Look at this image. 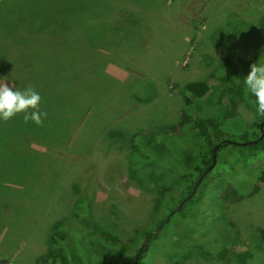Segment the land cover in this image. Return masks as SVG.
Wrapping results in <instances>:
<instances>
[{"label": "rangeland", "instance_id": "1", "mask_svg": "<svg viewBox=\"0 0 264 264\" xmlns=\"http://www.w3.org/2000/svg\"><path fill=\"white\" fill-rule=\"evenodd\" d=\"M229 23H245L247 33L222 34ZM263 23L264 0H0V44L16 52L0 84L15 88L13 77L34 89L19 51L43 42L61 50L54 53L63 68L54 86L64 97L56 120L0 121V264H36L59 221L77 253L74 264H133L151 231L140 264H238L244 251L254 255L250 264H264V187L229 206L220 198L228 182L251 189L264 153L237 163L234 149L225 148L197 201L169 215L189 184L181 176L208 146L193 128L184 140L138 154L131 140L176 125L183 109L220 123L217 97L195 98L185 86L206 80L229 57L245 95L243 77L264 61ZM237 104L238 119L223 128L253 130V105L242 98ZM107 233L130 243L114 244Z\"/></svg>", "mask_w": 264, "mask_h": 264}, {"label": "trees", "instance_id": "2", "mask_svg": "<svg viewBox=\"0 0 264 264\" xmlns=\"http://www.w3.org/2000/svg\"><path fill=\"white\" fill-rule=\"evenodd\" d=\"M232 21H237L235 19H231ZM245 23H229L222 30V34L229 33L239 38H242L245 33H247V26ZM264 28V23H263ZM32 42L25 43L26 50L19 51L25 52V58H20L22 61L20 69L31 76V79L36 80L34 90L39 93L41 96L40 103V111L46 113V117H42V122L49 120H56V115H53L56 111L62 110V104L64 97L62 96V92L55 88L54 85H58L60 83L61 77L57 75V68L63 71L62 66L59 61L55 57H59V55H54L55 52H60V48L56 45H46L42 42L35 44L33 47ZM4 43L0 44V56L3 55V59L0 58V70H3L0 75L7 74L10 72V65L8 64L9 58L12 57L15 51L11 52L9 49L7 52L4 51L6 49L4 47ZM33 47V48H32ZM19 49H16L18 52ZM32 55V56H30ZM108 57V56H107ZM102 55V64L105 65V61L107 60ZM11 60V59H10ZM12 59L11 61H13ZM231 58L223 59L218 69L215 73L209 75V77L204 81H195L190 82L185 86V90L190 93L195 98L205 99L209 96L215 95L216 99V111L218 113V121L220 123H216L214 118L209 117H193L186 110L180 111V119L176 125H168L165 126L161 133H149V132H140L136 133L132 136V144H133V152L134 154H138L141 150L145 149V146H154V145H167L168 142L174 138L177 140H184L185 136L189 133V129L193 128L195 131V136L200 139L203 144L207 147V150H204L200 153V158L194 164V167L189 173L183 174L181 178L184 181H187L188 186L182 190L180 194L179 205L193 193L194 187L197 184L198 180L204 175V173L210 168L214 162V150H217V160L219 161V154L228 147L234 149L233 159L237 163H247L251 159H256L258 156L264 153V138L260 140L262 136V129H264V114L257 112L255 97L251 96L247 90L244 95V90L238 84V72L233 70V66L231 63ZM261 62V60H259ZM95 64V63H93ZM3 65V66H2ZM99 68V65L96 64ZM23 67H25L23 69ZM249 72V71H248ZM91 77V76H90ZM56 79V80H55ZM14 89L23 90L22 83L20 81L15 80L13 77ZM92 82L89 78V83ZM37 87V88H36ZM87 88V86L85 87ZM145 88H139V96L145 94ZM87 91L85 90V94ZM61 94V95H60ZM74 98H76L74 96ZM248 99L249 103L253 105L255 112L257 114V120L255 123V128L253 130L245 129L241 132H233L223 128L224 125L228 122H232L238 119L239 113L237 111L238 104L237 99ZM188 101V100H187ZM69 110L78 106V102L74 99L72 103L69 105ZM67 110V109H66ZM23 116L22 114H20ZM264 131V130H263ZM108 135L111 138L122 137L123 134L119 132H109ZM257 141V143H256ZM232 142V143H231ZM141 148V150H140ZM140 158H136V162H142L139 160ZM214 167L213 171L216 169ZM134 171H136L134 169ZM213 171H210L205 177L202 179V183L200 184L196 194L189 200H187L182 209L179 211H183L184 208L190 204H193L197 201L198 195L202 194L203 187L208 178H211ZM255 178V179H254ZM254 182L252 180L251 189L248 191H242L240 187H238L237 183L228 182L227 187L222 191L220 198L225 205H231L233 203H239L245 199H249L257 195L261 189L264 187V169L261 170L257 176H255ZM138 182H142L143 179L136 177ZM199 195V196H200ZM159 205H163V202L160 198L158 203ZM177 205L170 211L169 215L177 212ZM168 216L164 217L159 224L156 226L155 231H161L165 227V222ZM164 225V226H163ZM64 221H59L55 224L52 229L50 238H49V249L46 254L40 256L36 264H74L77 258V253L75 250L70 248L67 243V236L63 232ZM261 238L264 241V230L260 231ZM108 234V240L114 244H129V241H119L112 237L111 234ZM153 231L144 235V239L140 244L139 248L133 255V264H140L143 259L144 254L148 253L150 248L151 238L153 236ZM113 239V240H112ZM227 253V248L224 249V254ZM254 259V255L250 251H244L242 253L237 254L236 261L238 264H250ZM180 264V263H177Z\"/></svg>", "mask_w": 264, "mask_h": 264}, {"label": "clouds", "instance_id": "3", "mask_svg": "<svg viewBox=\"0 0 264 264\" xmlns=\"http://www.w3.org/2000/svg\"><path fill=\"white\" fill-rule=\"evenodd\" d=\"M247 92L255 97L257 112L264 114V61L250 65L248 74L243 77ZM41 96L31 87L14 89L8 83L0 84V121H9L22 114L25 121L31 119L42 123L46 113L40 111Z\"/></svg>", "mask_w": 264, "mask_h": 264}, {"label": "water", "instance_id": "4", "mask_svg": "<svg viewBox=\"0 0 264 264\" xmlns=\"http://www.w3.org/2000/svg\"><path fill=\"white\" fill-rule=\"evenodd\" d=\"M263 126H264V125H263ZM263 138H264V131H263V133H262V136H261L260 140H262ZM231 143H232V142H231ZM256 143H257V141H256ZM217 150H218V148H216V149L214 150V156H213V157H214V162H213L212 166H211L210 168H208V170L204 173L203 177L206 176L210 171H212V170L214 169V167H215V165H216V163H217V157H216V156H217ZM203 177H202L201 179L198 180L197 184H196L195 187H194L193 193H192L191 195H189V196H188V197H187V198L181 203V205H179V207L177 208V211L181 210L183 204H184L187 200L191 199V198L196 194L197 189H198V187L200 186ZM167 220H169V219H167ZM166 223H167V221L165 222V224H166ZM165 224H164V225H165ZM164 225H163V226H164Z\"/></svg>", "mask_w": 264, "mask_h": 264}, {"label": "flooded vegetation", "instance_id": "5", "mask_svg": "<svg viewBox=\"0 0 264 264\" xmlns=\"http://www.w3.org/2000/svg\"><path fill=\"white\" fill-rule=\"evenodd\" d=\"M261 130H262V132H263V129H262V128H261ZM202 177H203V176H202ZM202 177H201V178H202ZM204 177H205V176H204ZM201 183H202V182H201ZM198 188H199V187H198ZM197 190H198V189H197Z\"/></svg>", "mask_w": 264, "mask_h": 264}]
</instances>
